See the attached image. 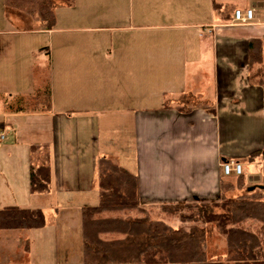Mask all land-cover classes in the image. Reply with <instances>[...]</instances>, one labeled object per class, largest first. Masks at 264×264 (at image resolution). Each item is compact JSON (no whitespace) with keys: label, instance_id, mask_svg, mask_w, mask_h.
<instances>
[{"label":"crops","instance_id":"1","mask_svg":"<svg viewBox=\"0 0 264 264\" xmlns=\"http://www.w3.org/2000/svg\"><path fill=\"white\" fill-rule=\"evenodd\" d=\"M168 1L170 8L151 10L157 21L145 24H77L71 17L61 26L54 8L52 29L33 19L38 26L32 29L0 30V35L45 36L31 44L16 42L11 46L15 52H0V132L5 134L0 145L15 147L6 153L11 159L17 146L27 147L25 178L0 168V208H38L45 218L47 210L57 215L61 208H78L81 234V208L99 200L102 156L136 174L141 205L175 228L178 217L160 206L220 201L222 182L235 180L222 174L221 160L242 162L246 185L227 191L226 197L248 187L264 190V82L250 80L255 70L264 79V51L262 64L249 68L250 40L264 39V0ZM214 3L251 8L255 19L231 24ZM162 16L166 20L158 19ZM103 33L111 40L104 41ZM41 51L50 61L49 76L39 63L43 57L25 69L19 58L14 67V53L23 54L27 65ZM157 80L166 85L162 91L141 93L142 81ZM44 88L49 89L48 104L7 108L11 99ZM184 97L201 105L180 111L175 103ZM33 146L48 154L47 192L29 190ZM256 150L262 152L249 159ZM45 221L41 230L47 228ZM18 230L0 229V264H12L22 249L29 255L32 242L26 237L21 246Z\"/></svg>","mask_w":264,"mask_h":264},{"label":"trees","instance_id":"2","mask_svg":"<svg viewBox=\"0 0 264 264\" xmlns=\"http://www.w3.org/2000/svg\"><path fill=\"white\" fill-rule=\"evenodd\" d=\"M6 10L26 13L39 21L44 29L55 24L54 0H3ZM220 17L230 20L236 7L214 3ZM264 39L249 42V68L262 64ZM258 70L251 71L250 80L263 84L257 78ZM16 102L27 106L30 102L49 103V89L38 90L28 97H16ZM197 104L177 105L186 111ZM203 106L205 104H202ZM22 108L21 105L15 109ZM28 108V107H26ZM39 146L32 147L33 158L29 167L31 193L47 192L50 169L47 152L40 153ZM262 150L249 155L253 159ZM99 200L94 206L81 208V234L83 264H264V238L244 222L253 220L264 225V190H251L235 197L225 193L243 190V174L235 180L223 181L220 201L189 205H161L162 212L174 214L179 226L153 216L150 209L141 205L137 176L117 164L110 157L98 159ZM190 209H196L192 211ZM106 212H125L123 216L105 215ZM213 224L225 239L224 259H209L206 234L200 225ZM43 212L38 208L14 205L0 208V229L41 228ZM106 234L119 237L106 238Z\"/></svg>","mask_w":264,"mask_h":264},{"label":"rangeland","instance_id":"3","mask_svg":"<svg viewBox=\"0 0 264 264\" xmlns=\"http://www.w3.org/2000/svg\"><path fill=\"white\" fill-rule=\"evenodd\" d=\"M184 0H181L182 2ZM55 11L57 17L60 19V25L64 22L69 23V21L74 18L77 20V24H89V25H128L130 23L137 24L136 21L141 23H149L157 21V18H154L153 12L150 13L151 10H166L170 8V1L166 0H54ZM179 6V4H178ZM6 10L3 0H0V30H7V28H17V29H32L33 27H37V23L33 22V18L26 14L17 12L16 10L8 9ZM254 10V9H253ZM169 11V10H168ZM71 14V16H69ZM134 14V16H132ZM140 14V15H138ZM254 10V15H255ZM264 16V13H262ZM11 17L13 19L12 22H9L6 18ZM72 17V18H71ZM160 21L166 20L165 17H159ZM134 20V21H133ZM35 21V20H34ZM36 22V21H35ZM97 34L94 32L92 35L93 38L96 37ZM114 34V32H113ZM165 35V33H162ZM42 36L40 34H35L33 32H29V34H1L0 35V52L4 55L11 50V46L16 42L21 40H29V44L32 41H36L41 39ZM104 41L111 40L109 33H103L101 37ZM117 38L114 37V42H116ZM43 50V48L37 49ZM15 52L13 49L11 50ZM18 50L16 49V52ZM30 51V49H28ZM37 52V51H36ZM39 54H32V57L29 59V63L24 65L26 62V58L23 54H13L12 63L14 67L17 65V60L21 58L23 69L29 66L32 61L40 60L41 57V65L43 66L44 72L49 76L48 70L50 69V61L45 53L41 51ZM17 71V69L15 68ZM264 76V70L262 72ZM264 78V77H263ZM264 82V79H263ZM162 86L166 87L162 83V81H149L148 85L142 81L141 85V93H159L162 91ZM163 87V88H164ZM150 89V90H149ZM3 102V101H2ZM7 102V101H6ZM177 105H190L195 104L194 99L192 97H184V99H180L176 101ZM24 106V103L16 102V100L11 99L8 102V109L14 110L19 106ZM38 103L30 102L27 104L28 108H36ZM4 140V139H3ZM9 140V137H7ZM6 143V142H5ZM0 145V168L4 169L5 166L9 168V170H13L16 175H19L17 179H20V176L23 178L25 172V154L27 151V147H21V145L17 146L15 151L16 157L14 159L8 158L6 156L7 152H10V148L15 147H6ZM23 155V158H22ZM21 174V175H20ZM1 189V187H0ZM245 190V188L243 189ZM32 199H30L31 201ZM31 203V202H30ZM28 203V206L31 204ZM33 204V203H32ZM66 208L60 209L59 213L56 215L53 210H47L46 218L44 216V226L47 220V228L45 230H41L40 228H24L19 229L18 231V242L21 246L24 245L25 238L29 237L32 242L31 250L29 255L26 256L24 250L22 249V253L19 252L17 255L12 256V264H83L82 260V245L83 241L80 234V226H79V211L78 208L73 209ZM192 210V209H190ZM192 211H196L193 209ZM111 216H123L125 212H109L106 213ZM44 215V213H43ZM174 215V214H173ZM203 227L206 239H207V255L209 259H224L226 250V242L225 239L218 233L215 226L213 224H197ZM247 228L257 231L264 238V225L253 221L247 220L243 224ZM43 226V227H44ZM42 228V227H41ZM47 237V238H46ZM106 238H114L119 237V235H106ZM46 238V239H44ZM44 239V240H43ZM41 240L45 242V245H40ZM43 242V243H44ZM23 244V245H22ZM264 255V253H263Z\"/></svg>","mask_w":264,"mask_h":264},{"label":"built area","instance_id":"4","mask_svg":"<svg viewBox=\"0 0 264 264\" xmlns=\"http://www.w3.org/2000/svg\"><path fill=\"white\" fill-rule=\"evenodd\" d=\"M255 17L251 8H236L230 19L231 24L246 25L254 21ZM5 137L4 132H0V141ZM220 167L224 176H237L243 172L242 162L234 159L221 160Z\"/></svg>","mask_w":264,"mask_h":264},{"label":"water","instance_id":"5","mask_svg":"<svg viewBox=\"0 0 264 264\" xmlns=\"http://www.w3.org/2000/svg\"><path fill=\"white\" fill-rule=\"evenodd\" d=\"M254 188L253 187H248L247 188V191H251V190H253Z\"/></svg>","mask_w":264,"mask_h":264}]
</instances>
